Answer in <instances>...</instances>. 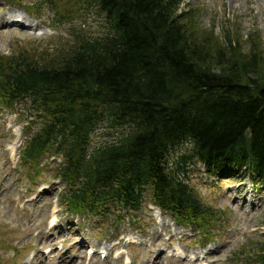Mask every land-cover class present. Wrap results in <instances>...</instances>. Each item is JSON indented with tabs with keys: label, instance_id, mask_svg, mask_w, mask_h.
Segmentation results:
<instances>
[{
	"label": "trees",
	"instance_id": "obj_1",
	"mask_svg": "<svg viewBox=\"0 0 264 264\" xmlns=\"http://www.w3.org/2000/svg\"><path fill=\"white\" fill-rule=\"evenodd\" d=\"M186 2L42 0L72 39L0 56V107L25 106L27 130L38 127L25 168L62 159L70 213H139L150 192L210 242L207 227L224 213L196 191L191 169L201 163L216 177L228 167L264 187V54L259 35L246 53L238 34L204 32ZM85 9L102 17L98 35L75 23ZM105 132L109 141L95 144ZM258 246L255 258L249 244L240 257L264 264Z\"/></svg>",
	"mask_w": 264,
	"mask_h": 264
},
{
	"label": "rangeland",
	"instance_id": "obj_2",
	"mask_svg": "<svg viewBox=\"0 0 264 264\" xmlns=\"http://www.w3.org/2000/svg\"><path fill=\"white\" fill-rule=\"evenodd\" d=\"M41 2L0 0V56L33 48L41 51L72 39L69 25L53 27V14L44 6L35 7ZM187 7L193 9V18L204 32L215 28L221 38L226 32L242 37L246 53L249 37L261 36L264 54V0H187L183 8ZM102 22L100 15L88 9L75 21L97 35L102 32ZM31 122L23 105L11 110L0 107V264H250L240 257L247 244L255 247L245 255H258V245L264 243V187H256L248 179L242 182L244 177L230 173L228 167L213 179L201 163L191 169L196 191L208 205L224 213L208 225L215 243H205V247L204 242L209 241L205 235L201 237L194 226L176 225L155 207L150 192L139 213L121 210L105 218L74 217L60 203L66 185L56 180L61 160L46 155L31 170L20 162L25 141L38 128L32 125L27 130ZM107 132L103 138L94 137V143L108 142ZM56 209L58 222L50 230L48 223ZM90 246L105 248L108 258L101 259L99 254L88 258ZM191 253L195 262L188 260Z\"/></svg>",
	"mask_w": 264,
	"mask_h": 264
}]
</instances>
